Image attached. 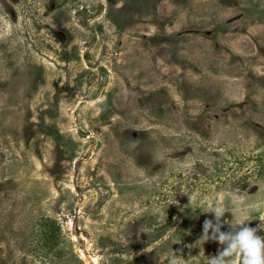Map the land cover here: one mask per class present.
Masks as SVG:
<instances>
[{"label":"rangeland","instance_id":"374dc122","mask_svg":"<svg viewBox=\"0 0 264 264\" xmlns=\"http://www.w3.org/2000/svg\"><path fill=\"white\" fill-rule=\"evenodd\" d=\"M9 32L0 264H205L210 207L261 223L264 0H0Z\"/></svg>","mask_w":264,"mask_h":264},{"label":"clouds","instance_id":"9594fccd","mask_svg":"<svg viewBox=\"0 0 264 264\" xmlns=\"http://www.w3.org/2000/svg\"><path fill=\"white\" fill-rule=\"evenodd\" d=\"M8 34L10 32L3 33L0 38ZM207 212L215 214V223L211 219L204 221L200 239L218 241L225 247L215 256L209 257L205 264H229L228 258L233 256L239 257L240 264H264V237L256 234L258 230H264V217L259 218L261 223L254 228L246 225L245 222L250 220L247 218L240 222L223 220L226 212L223 207H210ZM223 224H228L230 231H221ZM168 264H180L175 253L169 257Z\"/></svg>","mask_w":264,"mask_h":264}]
</instances>
